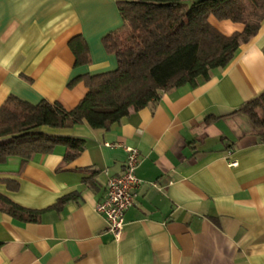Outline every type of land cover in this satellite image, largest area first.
I'll return each instance as SVG.
<instances>
[{"label": "crops", "instance_id": "0c3cea01", "mask_svg": "<svg viewBox=\"0 0 264 264\" xmlns=\"http://www.w3.org/2000/svg\"><path fill=\"white\" fill-rule=\"evenodd\" d=\"M118 1L0 0V104L14 95L73 108L87 88L68 86L72 79L116 67L102 37L122 25ZM208 21L225 35L243 29ZM74 36L87 43L88 64L74 65ZM262 50L264 20L226 67L194 87L163 91L107 129L43 127L84 142L69 160L60 144L0 163V179L17 183L0 182V193L45 209L37 222L0 212V264H264V132L237 112L264 92ZM124 146L138 150L140 185L116 239L95 205L123 169ZM67 194L74 197L50 208Z\"/></svg>", "mask_w": 264, "mask_h": 264}, {"label": "trees", "instance_id": "16d2710c", "mask_svg": "<svg viewBox=\"0 0 264 264\" xmlns=\"http://www.w3.org/2000/svg\"><path fill=\"white\" fill-rule=\"evenodd\" d=\"M116 4L122 25L102 37L104 50L116 58V67L72 79L68 86L83 81L87 92L71 109L58 101L33 104L9 95L0 104V163L13 156L26 162L60 144L66 147L65 159H72L84 140L49 134L43 127L63 130L86 122L91 128L107 129L156 103L163 91L194 87L214 70L226 67L264 20V0H123ZM210 16L241 23L243 29L225 35L210 24ZM68 46L74 65L90 62L83 37H72ZM237 112L264 132V92ZM0 182L9 190L17 189L12 179ZM73 197L64 195L50 208L59 209ZM44 210L23 207L0 193V212L15 221L37 222Z\"/></svg>", "mask_w": 264, "mask_h": 264}, {"label": "built area", "instance_id": "2783aa9c", "mask_svg": "<svg viewBox=\"0 0 264 264\" xmlns=\"http://www.w3.org/2000/svg\"><path fill=\"white\" fill-rule=\"evenodd\" d=\"M126 153L122 171L109 177L105 184L104 197L95 205V211L104 215L107 229L118 239L124 227V214L134 204L140 180L135 175L138 150L124 146ZM231 166L236 162H229Z\"/></svg>", "mask_w": 264, "mask_h": 264}]
</instances>
